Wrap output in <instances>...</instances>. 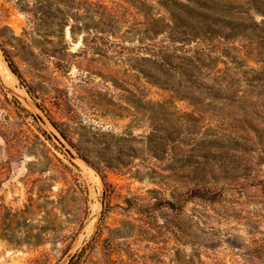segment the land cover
I'll list each match as a JSON object with an SVG mask.
<instances>
[{"label": "rangeland", "instance_id": "1", "mask_svg": "<svg viewBox=\"0 0 264 264\" xmlns=\"http://www.w3.org/2000/svg\"><path fill=\"white\" fill-rule=\"evenodd\" d=\"M263 33L264 0H0V264H264Z\"/></svg>", "mask_w": 264, "mask_h": 264}, {"label": "trees", "instance_id": "2", "mask_svg": "<svg viewBox=\"0 0 264 264\" xmlns=\"http://www.w3.org/2000/svg\"><path fill=\"white\" fill-rule=\"evenodd\" d=\"M248 36L242 35V38L247 39V44H242L240 47L243 49L247 48L248 46L252 45L254 43L253 38H247ZM257 45L255 47V50L257 51L258 54V59L257 63H260V66L258 69H252L250 68L251 72H253V76L251 79V84L256 85V88L251 90L250 95L247 96V101L242 100L244 105H242V115L245 120H250L251 124L254 122H257L256 126H252L250 130L254 131L253 134H264V33L259 34L257 38ZM263 44L261 46V44ZM254 50V49H253ZM263 57V58H262ZM237 68H240L241 65L235 64ZM12 67V66H11ZM13 69V68H12ZM254 99L255 102L252 104L251 100ZM249 105H245L248 104ZM255 106L256 109H250L249 107Z\"/></svg>", "mask_w": 264, "mask_h": 264}, {"label": "bare ground", "instance_id": "3", "mask_svg": "<svg viewBox=\"0 0 264 264\" xmlns=\"http://www.w3.org/2000/svg\"><path fill=\"white\" fill-rule=\"evenodd\" d=\"M1 62V61H0ZM5 66V65H4ZM3 68V67H2ZM10 73V72H9ZM4 75H5V73H4ZM9 75V74H8ZM16 80V79H15ZM92 208V207H91ZM98 209V205H95V206H93V211H96ZM93 221H94V218L92 219V221L88 224V226H87V230H91V227H92V223H93ZM81 241V240H80Z\"/></svg>", "mask_w": 264, "mask_h": 264}]
</instances>
